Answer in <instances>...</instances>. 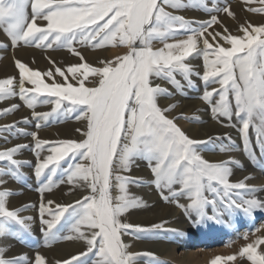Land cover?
<instances>
[{
	"label": "snow or ice",
	"instance_id": "6c2138e0",
	"mask_svg": "<svg viewBox=\"0 0 264 264\" xmlns=\"http://www.w3.org/2000/svg\"><path fill=\"white\" fill-rule=\"evenodd\" d=\"M243 4L250 13L264 14V0H243ZM188 7L206 11L210 19L188 20L166 10ZM221 13L237 20L227 0L223 5L219 0H0V32L13 48L23 44L67 49L79 58V63L56 66L44 73L15 59L18 77L0 79V100L19 96L32 109L37 129L44 126L41 121L59 119L60 114H73L82 122L76 129L79 140L48 141L35 131L19 132L31 135L34 141V174L38 180L43 177L42 193L57 183L54 177L58 169L60 183L87 192L71 204H55V210L52 200L39 206L45 246L51 247L58 240L82 241L85 251L52 261L39 251L31 258L26 254L9 257L8 248L0 247V264H136L141 255L152 257L151 264H162L154 253L129 251L121 238L126 233L147 238L166 223L145 227L123 222L129 209L147 206L129 192V185L142 182L127 174L137 158L148 162L163 198L176 202L197 226L212 218L205 211L209 204L215 209L220 203L229 214L242 211L247 216L256 209L264 210V200L243 195L257 190L245 182L250 177L230 181V164L238 162L205 160L198 145L206 142L191 139L177 126L180 117L171 115L178 103L159 104L160 97L171 98L173 93L157 84V79L182 89L175 74L182 75L189 85L195 74L205 84L201 99L212 113L239 122L245 150L250 143V127L256 128L257 143L264 148V23L245 21L233 33L220 18ZM181 35L185 38L176 39ZM154 41L163 46L153 47ZM77 44L94 49L124 47L126 51L93 66L75 47ZM7 46L0 43V47ZM194 56L202 58V74L195 72L189 61ZM214 83L220 88L208 90ZM38 105H51V109L39 112L35 110ZM18 107L13 104L2 112L7 114ZM23 122L27 124L28 118ZM16 128L15 123L0 126V133ZM45 146L49 154L42 157ZM26 147L17 144L0 150L4 165L0 166V176L24 179L21 168L26 162L15 157ZM232 147L220 150L230 151ZM250 155L255 159L254 151ZM234 190L240 191L233 195ZM205 192H211L213 199L209 200ZM10 195L9 189H0V234H8L16 226L23 241L32 235L33 218L21 216L22 208L9 207ZM180 197L189 202L179 204ZM62 221L70 222L68 234H61ZM242 239L245 242L237 251L214 256L209 264H264V230L255 228Z\"/></svg>",
	"mask_w": 264,
	"mask_h": 264
},
{
	"label": "rangeland",
	"instance_id": "374dc122",
	"mask_svg": "<svg viewBox=\"0 0 264 264\" xmlns=\"http://www.w3.org/2000/svg\"><path fill=\"white\" fill-rule=\"evenodd\" d=\"M216 2V0H213ZM228 3L231 4L232 10L236 13L237 20H232L231 18H227L224 16L223 13L220 14V18L223 20L224 24L233 32L236 33L238 24H242L245 21L251 22L252 24H260L264 23V14H256L250 13L246 10V6L243 4V0H227ZM219 3L223 5L225 0H219ZM258 6V5H253ZM167 11H173L175 15L184 16L188 20H195V21H205L210 19L209 14L203 10H197L191 7L184 8L181 10H173L170 8H166ZM216 27L217 31L220 30L218 26ZM212 29H209L211 31ZM184 36H178L176 39H184ZM169 42H173L169 40ZM0 43L4 45H8L6 48L0 47V79H4L7 77H18V69L15 67L14 60L20 59L22 62L27 64L30 68L34 70H38L41 73H44L50 69L54 70L56 66H61L66 68L69 64H76L79 63V58L72 53H70L67 49H41L36 48L34 46H27L21 44L18 47L13 48L10 44L9 39L0 32ZM163 45L159 41L153 42V47H162ZM75 47L81 51V53L85 56L87 62L91 63L93 66L97 65L99 60L103 59H114L117 55H123L126 49L124 47H112L106 46L104 48H91L87 46H81L79 44L75 45ZM50 61H54L52 63ZM189 61L194 68L195 72H199L202 74L203 72V61L200 57H189ZM176 80L180 81V84L183 85L182 89L177 88L172 83L168 82L167 80L157 79L156 83L160 84L161 87L168 89L169 92L173 93L171 98L162 96L163 99H166L165 106H167L171 102H177L178 107L173 112L175 113L176 117H180L188 122H193L196 124H205L209 121V115L213 117L211 107L206 104L202 99V95L205 91V84L200 77L197 75L192 76L193 83L189 85L187 81L184 80L183 76L180 74H175ZM58 79H60L58 77ZM46 82H48L47 78H45ZM26 87H31V85H27ZM219 89L220 85L218 83L208 85V90L211 89ZM18 90V89H17ZM218 99V97H217ZM18 105L19 107L15 111H9L7 114H4L2 110L10 109L11 105ZM161 105V104H160ZM164 106V105H161ZM51 109V105H38L36 107V111L39 112H48ZM195 115V116H194ZM215 116V115H214ZM27 117L29 122L25 124L23 122L24 118ZM216 117V116H215ZM224 123L229 124L228 128L230 129L231 126L235 125L234 127L237 130V133L242 135L240 130V124L238 121L233 118L232 121H229L226 117H219ZM16 124L17 128L14 129L11 133L9 132H2L0 133V150L4 148H10L14 145L21 144V145H28V147L23 148L17 155L16 159L20 161L26 162L23 167L21 168V172L23 173L24 179L22 181H18L14 179L11 175H3L0 176V179L4 181L3 184H0V189L6 188L9 189L11 195L9 196L8 200H10L9 207L11 208H22L20 215L24 217H32V235L30 237H26L25 240L20 239V233L17 230L16 226H12L10 232L5 234L10 238H13L20 244H22L25 248L24 252L22 253H11L8 254L9 257H19L23 255H27L31 258L35 252L39 251L42 253V249L47 248L44 243V236L41 232V220H40V213H39V206L42 202H46L47 200H52L55 203L51 206L53 210H55V204H71L77 199H80L82 196L87 195V192L83 189H78L73 185L68 183H60L59 180L62 178L60 170L58 169L57 176L54 179L57 180V183L52 187L50 191H44L43 193L39 190L43 185L41 184V180L37 179L35 176V165L37 163V156L34 149V141L31 135H23L20 134L19 129H24L26 132H38V136L40 139L48 140V141H57V140H65V139H75L79 140L80 134L76 132L78 127H82V122L78 121L73 118V114H68L65 117L63 114H60L59 119L53 118L50 122H43L41 121L42 126L41 128L37 129L35 124L37 123L36 120L32 118V109L26 106V102L20 99L19 96H15L12 98H7L0 100V126L4 125H12ZM203 124V125H204ZM254 128V127H250ZM204 132H198L199 134L195 136H189L191 139L198 140V141H205L206 143H202L198 145L199 154L207 161H209V127L206 128ZM255 133H257L256 129ZM242 137V136H241ZM227 140L228 145H234L231 141H229V137L224 135L223 137ZM221 143H216V151L220 152L221 144L225 145V142L222 138H216ZM256 143L258 140V134L255 137ZM243 144L244 139L242 138ZM258 147L261 146L257 143ZM248 144V148H249ZM245 147V144H244ZM47 146H45V150L40 152V155L47 156L49 153L46 151ZM250 149V150H249ZM246 153L250 155L253 149L249 148ZM238 162V161H236ZM61 164L66 168L67 164L65 162H61ZM240 163H232V165L239 167L241 166ZM0 166H4L3 162H0ZM128 175L136 178H141L142 182L139 184H132L129 185V192L138 197V190L143 187L151 186V194L152 197L158 199L159 204L164 208L168 209L170 207L176 209L179 212V217L184 219V222L188 226H193L197 229V232L201 238V245H207L208 239H213V243L219 242L217 244L211 245L210 249H227L231 254L232 250L230 249L231 246L239 239H242L245 233L252 232L255 228H258L259 222L264 217V210L256 209L255 212L257 214L247 216L242 211H236L229 214L228 211H224L226 216L234 223V228L226 227V225H222L220 216L218 212L214 211L213 206L209 204L205 209L206 213L207 210L212 209L214 213V217L211 219H207L204 221L199 222V226L193 224L192 220L188 218L185 214L183 208L179 207L176 202H168L166 201L160 189L154 183V177L149 167L148 162L145 159L137 158L131 167V171L127 173ZM262 188V193L259 196H250L245 195V198H256L259 200H264V186ZM259 188V189H261ZM236 191L234 190L233 195H235ZM164 195H167V191H164ZM205 195L208 196L209 200L213 199V195L211 192H205ZM217 201L220 200V197H216ZM189 201L186 197L179 198V204H187ZM219 204L221 207L222 205ZM140 208V207H138ZM136 209V208H134ZM258 210V211H257ZM126 213L124 214L123 222L130 224L126 220ZM215 217H219L217 220ZM214 218V220H213ZM239 219L241 223L237 225L235 223L236 219ZM192 222V223H191ZM63 227L61 229V234H68V230L70 228V222H63ZM223 223V221H222ZM193 224V225H192ZM224 224V223H223ZM248 224V226L246 225ZM236 225V226H235ZM229 228V229H228ZM249 229V230H248ZM223 231V232H222ZM132 230L129 229V233ZM168 235H173L176 233L173 231H165ZM157 233V232H156ZM135 237L145 238L143 234L140 236L130 234ZM223 235V236H222ZM219 236V237H218ZM226 236V237H225ZM222 237V239L220 238ZM217 239V240H216ZM63 240H58L57 242L53 243L52 246L55 247ZM240 243L239 247L244 243ZM56 244V245H55ZM211 244V242L209 243ZM130 251V250H129ZM136 253H144L149 252L145 249L140 251H131ZM229 253V255H231ZM91 255V254H89ZM93 260L97 259L96 257L92 258ZM152 257L148 256H139L137 260H145V261H152ZM136 260V261H137Z\"/></svg>",
	"mask_w": 264,
	"mask_h": 264
},
{
	"label": "bare ground",
	"instance_id": "6f19581e",
	"mask_svg": "<svg viewBox=\"0 0 264 264\" xmlns=\"http://www.w3.org/2000/svg\"><path fill=\"white\" fill-rule=\"evenodd\" d=\"M165 101L166 99H163L162 97L159 98V104L165 106ZM171 115L175 116V113H172ZM211 115H213V117L209 115V121L205 124L203 123L204 125L188 122L181 118L177 119L176 123L177 126L180 127L181 130L188 136H195L202 131L204 132L207 130L206 128L209 127V138H212L209 140V146H211L209 148V162L218 163L221 161H228L230 159L238 161L241 164L239 167L230 164V167L232 168L230 181L235 183L238 181H245L246 177H250V179L245 182L249 185L255 186L257 190L253 193H248L247 195L259 196L263 192L261 187L264 186V148L258 147L256 143L255 137L258 134L255 133L254 129L256 128H250L248 133V140L250 141L249 148L253 149L255 152L254 159L246 153L244 147L245 142L243 144L242 135L240 136V134L237 133L236 128L231 126L229 129V124L224 123L220 118L215 117L214 114ZM224 135L229 137V141L234 144V147H232L230 151L215 152L217 146L216 143L220 144L221 142L218 139H213L214 137L222 138L225 142V145L221 144L220 146H229L226 142L227 140L223 138ZM137 194L139 198H142V200L146 202L147 206L129 209L126 213L127 222L132 225H142L145 227L153 224H160L165 221L166 223L164 224L163 229L158 230L155 235L147 238L135 237L128 233L124 234L121 238L126 245H129L130 251H140L145 249L154 253L155 258H158L162 264H209V261L214 256L229 255L230 252L227 250L229 248L210 249L209 247L211 245L219 243L217 241L212 244L213 239H208L207 245H201V238L197 229L193 226H188L184 222V219L179 217V212L176 209L172 207L164 209L159 204L158 199L152 197L151 186L141 188L138 190ZM8 202H10V200H8ZM213 210L218 212L221 219L220 223L222 225H226V227H229L230 229L234 228V223L226 216L219 204H217ZM213 210H207V213L212 217H214ZM254 214H257V212L254 211L252 215ZM235 223L239 225L241 221L237 218ZM246 225L248 226V224ZM258 228H262V230H264V217L259 222ZM166 229L176 230V233L168 235L165 232ZM249 235H251V232ZM220 238L222 239V237ZM243 241V239H239L231 246L230 249H234L232 250V253L238 250V245ZM210 242L211 244H209ZM0 247H7V254L22 253L25 250L22 244L5 234H0ZM81 251H85V245L82 241L63 240L55 247L51 245V247L42 249L41 252L47 256L49 260L55 261L56 259L67 258L71 255H75ZM151 262L152 261L150 260L148 262L145 260H137L136 264H151Z\"/></svg>",
	"mask_w": 264,
	"mask_h": 264
}]
</instances>
